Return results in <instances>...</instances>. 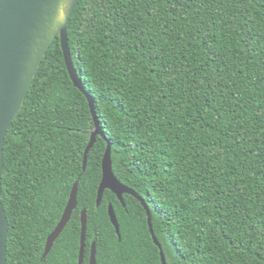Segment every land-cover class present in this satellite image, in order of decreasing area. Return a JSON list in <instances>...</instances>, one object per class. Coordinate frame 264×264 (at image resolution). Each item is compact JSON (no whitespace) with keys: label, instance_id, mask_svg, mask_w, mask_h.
<instances>
[{"label":"trees","instance_id":"1","mask_svg":"<svg viewBox=\"0 0 264 264\" xmlns=\"http://www.w3.org/2000/svg\"><path fill=\"white\" fill-rule=\"evenodd\" d=\"M68 35L106 138L84 171L96 125L57 37L6 137L7 264H79L83 211L84 264L94 243L97 264H162L139 200L97 206L109 142L167 264H264V0H81Z\"/></svg>","mask_w":264,"mask_h":264},{"label":"water","instance_id":"2","mask_svg":"<svg viewBox=\"0 0 264 264\" xmlns=\"http://www.w3.org/2000/svg\"><path fill=\"white\" fill-rule=\"evenodd\" d=\"M81 0H0V264H7L9 221L3 205V170L5 142L11 124L22 110L38 70L57 37H60L65 63L76 88L88 98L95 121L96 131L92 135L84 157V168L97 138H106L101 128L94 99L86 91L75 67L70 45L68 27ZM103 177L98 190L97 206H101L107 190L115 194L125 206L124 196L131 195L147 210L148 224L155 244L161 251L162 264L167 260L162 246L155 236L152 214L143 199L134 190L124 185L115 175L112 145L109 142L102 161ZM79 182H76L70 199L56 229L48 237L42 259L52 251L57 240L70 223L78 207ZM111 222L121 240L119 221L114 207H109ZM81 249L79 264H84L87 247L88 217L81 216ZM90 264H97L96 243L91 247Z\"/></svg>","mask_w":264,"mask_h":264}]
</instances>
